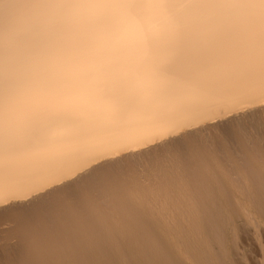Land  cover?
I'll use <instances>...</instances> for the list:
<instances>
[{
  "label": "bare ground",
  "instance_id": "bare-ground-1",
  "mask_svg": "<svg viewBox=\"0 0 264 264\" xmlns=\"http://www.w3.org/2000/svg\"><path fill=\"white\" fill-rule=\"evenodd\" d=\"M130 2L0 0V57L6 47L15 54L18 37L7 23L19 20L24 32L47 38L53 81L30 108L14 106L7 125L0 100V164L6 137L22 157L6 181L0 176V264H242L240 233L260 236L255 245L264 263L255 10ZM77 68L94 69L92 107L78 122H57L27 142V128L81 86ZM241 129L251 131L250 143L241 142ZM173 150L187 166L159 171L156 159ZM208 171L212 186L204 183ZM150 241L166 254L153 255Z\"/></svg>",
  "mask_w": 264,
  "mask_h": 264
},
{
  "label": "snow or ice",
  "instance_id": "snow-or-ice-1",
  "mask_svg": "<svg viewBox=\"0 0 264 264\" xmlns=\"http://www.w3.org/2000/svg\"><path fill=\"white\" fill-rule=\"evenodd\" d=\"M137 4L132 0L127 7L134 8ZM156 6L161 8L186 7V8H229L237 10H255L254 22H258L260 29V57L257 70L252 74L254 81L261 94H264V0H157ZM21 21L14 20L7 23V30L15 32L18 37V47L15 52L6 47L0 57V100L3 101L6 125L10 123L11 111L14 106L30 108L39 98H42L46 89L53 81L50 79V66L46 59L47 38L38 33H26L21 28ZM94 69L77 68L72 73L82 81L78 88H74L58 98L57 112L45 121L32 123L26 130L25 140L31 142L33 139L44 138L51 128L60 121L78 122L93 105L96 99L92 87L89 85V78L93 75ZM163 79V73L158 74ZM145 87L151 89L150 78L145 81ZM171 134V129H168ZM215 135V134H213ZM242 143L248 144L252 139L250 130H238ZM163 139V137H162ZM264 143V138H262ZM211 142L205 151H211ZM18 145L6 137L2 164H0V176L6 181L14 162L21 159ZM161 172H173L184 169L187 166L184 154L181 151L173 150L160 155L155 161ZM206 186H212V173L204 175ZM97 198L104 196V190H95ZM36 244H39V232L36 234ZM264 247V239L261 240ZM150 251L153 255L163 256L166 254L165 246L159 241H150ZM10 264H44V262L32 259L11 261ZM76 264H107L105 261H78ZM119 264H131L130 261L122 260ZM141 264H165L163 260H148Z\"/></svg>",
  "mask_w": 264,
  "mask_h": 264
},
{
  "label": "rangeland",
  "instance_id": "rangeland-1",
  "mask_svg": "<svg viewBox=\"0 0 264 264\" xmlns=\"http://www.w3.org/2000/svg\"><path fill=\"white\" fill-rule=\"evenodd\" d=\"M244 235V236H243ZM245 235H246V237H245ZM240 236L241 237H239L238 236V243H237V248H239L238 250H240V252L242 251V253H241V255H243V256H240V258H242L241 260H243L241 263L242 264H264L263 263V261H262V258H261V256H260V254H259V252H258V246L257 245H255V244H257L259 241V239H261L260 238V236L258 237V236H256V237H258L259 239H257L256 240V237L254 236V237H252V236H248L247 234H242L241 235V233H240ZM241 238H242V240H241ZM250 238H254V239H250ZM250 240H252V241H250ZM251 242H252V244H251ZM257 242V243H256ZM251 249H250V248ZM249 249V250H248ZM248 251V252H247ZM244 253V254H243ZM246 253V254H245ZM247 253H248V255H247ZM256 258H255V257ZM249 259V260H248ZM261 261H260V260ZM257 261H259V262H257ZM246 262V263H245Z\"/></svg>",
  "mask_w": 264,
  "mask_h": 264
}]
</instances>
